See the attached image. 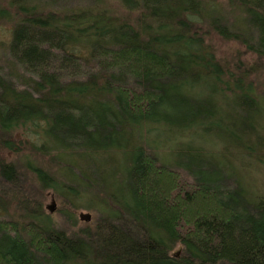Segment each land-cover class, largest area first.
Instances as JSON below:
<instances>
[{"label":"trees","instance_id":"1","mask_svg":"<svg viewBox=\"0 0 264 264\" xmlns=\"http://www.w3.org/2000/svg\"><path fill=\"white\" fill-rule=\"evenodd\" d=\"M0 23L1 264H264V0H9Z\"/></svg>","mask_w":264,"mask_h":264},{"label":"rangeland","instance_id":"2","mask_svg":"<svg viewBox=\"0 0 264 264\" xmlns=\"http://www.w3.org/2000/svg\"><path fill=\"white\" fill-rule=\"evenodd\" d=\"M8 3H9V0H0L1 6L7 7ZM9 31H10V25L8 23H0V40H6L9 36ZM210 44L213 47L217 57L219 58L220 61H222L223 64L226 63L228 65H233V64L235 65L238 63L239 60H243L245 62V59L243 58L244 49L237 43L226 42L225 40L221 38L211 36ZM252 57L253 56L251 55L248 59H251ZM256 77H257V74L254 75L255 79ZM256 83H258V80H256ZM22 138H23V133L21 132L16 133L13 137V139L16 140L17 143L21 141ZM98 185L101 188H103V186L101 185V182L98 183ZM53 198L55 199V202H56L55 218L56 220L60 221L58 217L61 215L62 211L66 210L67 205L64 203H61L60 205V203L58 202V198L56 197H53ZM51 200H52V197L48 195L46 198L43 199V201L42 200L40 201V204H42V207L44 208L45 211L48 210L47 206L51 204ZM80 211L90 212L92 214V219L94 218V212L86 208H79L76 211V219H77L76 222H78L80 226L83 225V223H86L78 219V214ZM11 212L13 211L10 210V212H5L1 209L0 210V222H4V223L8 222L13 217ZM61 223H59V225H62Z\"/></svg>","mask_w":264,"mask_h":264},{"label":"water","instance_id":"3","mask_svg":"<svg viewBox=\"0 0 264 264\" xmlns=\"http://www.w3.org/2000/svg\"><path fill=\"white\" fill-rule=\"evenodd\" d=\"M50 213L55 212L56 210V202L55 199L52 197L51 204L47 206ZM80 219L84 222H89L92 219V214L90 212H82L80 213Z\"/></svg>","mask_w":264,"mask_h":264},{"label":"bare ground","instance_id":"4","mask_svg":"<svg viewBox=\"0 0 264 264\" xmlns=\"http://www.w3.org/2000/svg\"><path fill=\"white\" fill-rule=\"evenodd\" d=\"M19 179H20V178H19ZM20 180H21V179H20ZM20 180H19V181H20ZM47 211H48V213H50L49 210H47ZM82 212H85V211H80L79 214H78V219H79L80 221H82V220L80 219V213H82ZM53 213H54V212H53Z\"/></svg>","mask_w":264,"mask_h":264}]
</instances>
